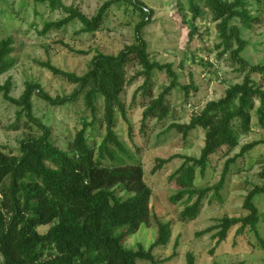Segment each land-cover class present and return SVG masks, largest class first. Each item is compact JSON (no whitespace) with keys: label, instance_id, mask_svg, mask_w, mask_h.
I'll return each instance as SVG.
<instances>
[{"label":"trees","instance_id":"trees-1","mask_svg":"<svg viewBox=\"0 0 264 264\" xmlns=\"http://www.w3.org/2000/svg\"><path fill=\"white\" fill-rule=\"evenodd\" d=\"M35 4L47 6L50 10H60L65 16L55 21L45 22L42 34L59 30L73 21L82 25L80 32L94 33L104 22L106 12L114 4L130 3L140 11L141 21L135 27V42L125 45L117 54L98 52L92 58L89 70L78 75L52 64L40 65L52 74L61 76L78 88L68 96L52 97L40 83L27 81L20 97L11 95L12 80L0 83L3 98L20 108L18 116L26 115L42 131L38 137L20 141L19 154L0 149V259L3 264H137L138 259L160 264L153 250L167 245L172 235V223L161 221L154 215L157 226L156 240L149 249L142 245L138 249L127 248L125 242L141 225L147 223L151 215L150 200L152 189L145 181V169L141 163L106 166V157L114 159L110 146L118 150L126 149L116 134V117L119 112L126 117L122 93L129 84V65L140 69L133 78L143 77V84L137 89L144 96L150 94L155 70L164 72L170 80L158 97H151L144 106L142 124L150 118L163 120L170 113L167 96L180 87L186 96L190 90L197 91L193 80L184 85L172 63H160L151 58L148 43L143 36V28L152 22V11H144L140 0H108L89 17L73 5L67 6L62 0H32ZM197 0H189L192 19L200 16ZM247 0H206L205 6L217 22L220 43L217 45L230 50L232 59L245 72L243 81L226 89L219 99L210 100L198 110L192 111L188 123H172L169 129H176L184 137L197 128L205 131V144L199 157L173 154L166 159H158L157 168L173 159H181L180 167L169 177L176 183L178 191L171 197L179 201L186 197L187 204L179 214V220L196 219L203 207L204 199L213 193L220 194L230 172L231 163L260 144L258 139L241 146L240 151L224 165L220 180L204 187L195 185L196 173L204 175L210 165L212 155H225L240 144V135L251 129L252 111L256 109L259 126L264 129V88L251 74L264 75V64L251 65L242 53L247 41L241 29L232 21L239 19L245 27L260 22L247 9ZM264 6V0H254ZM196 29L189 32L190 40ZM236 47L233 48V46ZM14 38L0 39V75L11 70L16 60L13 57ZM223 51V52H224ZM81 53V51H76ZM222 53H220L221 55ZM84 92L85 104L96 120L98 102L103 103L102 122L106 135L98 149L88 142V126L84 124L70 143L63 149L53 139L51 128L33 115L32 97L37 94L53 106L64 105ZM134 93V98L136 96ZM256 100L259 105L256 107ZM264 176V173H262ZM120 188L128 193L117 194ZM264 194V184L255 186L247 193L243 207L247 213L242 216H224L214 225L200 231L198 235L212 233L216 244L225 241L236 227L235 236L253 232L264 249V238L258 228L261 215L254 198ZM51 225L46 232L40 228ZM178 247V241L174 249ZM176 251L167 259L172 258ZM165 260V259H164ZM187 264H195L192 253H187ZM214 264H219L215 262ZM242 264V263H240Z\"/></svg>","mask_w":264,"mask_h":264},{"label":"rangeland","instance_id":"rangeland-1","mask_svg":"<svg viewBox=\"0 0 264 264\" xmlns=\"http://www.w3.org/2000/svg\"><path fill=\"white\" fill-rule=\"evenodd\" d=\"M62 1L92 17L108 0ZM140 1L144 4L145 12L153 13L152 22L143 28L151 58L160 63H172L179 82L187 85L193 80L197 91L190 90L186 96L180 87L172 90L167 96L170 107L168 116L163 120L150 118L143 125L144 106L151 97H158L170 80L164 72L155 70L150 94L144 96L141 90L136 92L143 84V77L133 78L140 67L136 64L128 66L127 77L130 82L121 95L126 117L118 112L115 127L126 151L122 152L111 145L114 159L106 157L102 163L110 167L141 163L145 169V181L152 189V196L149 221L129 236L125 245L135 250L140 245L149 249L157 237L153 217L156 215L161 221L172 223L170 242L153 250L160 264H187V253L193 254L195 264H264V249L253 232L235 236L234 227L228 238L220 244H216L213 237L215 232L198 235L224 216H242L247 213L243 207L247 193L253 187L264 184V144L256 146L231 163L224 188L218 197L210 193L204 199L202 210L194 220H179V214L187 204L186 197L179 201L171 200L178 188L169 177L183 160L173 159L152 172L158 159H166L173 154L200 156L205 144V131L202 128H197L184 137L178 130L169 129V126L172 123H188L193 113L190 104L201 107L210 100L219 99L227 88L243 81L245 72L239 70L230 50L218 48L220 40L217 22L205 6L206 0L196 1L200 7V16L196 20L192 19L189 11V0ZM246 3L247 9L253 16L259 17L260 22L254 23L250 28L245 27L239 19H234L232 23L241 29V34L247 41L243 58L251 65L264 64V6L254 0H247ZM64 16L62 11L50 10L32 0H0V39L9 36L14 38L13 57L16 60L11 70L0 75V83L12 80L13 97L21 96L27 81L40 83L52 97L71 95L78 86L52 74L40 62L50 61L63 70L83 75L89 70L96 53L117 54L125 45L134 43L135 27L142 19L140 11L130 3L114 4L106 12L99 30L94 33L80 32L81 23L73 21L62 29L42 34L45 22ZM192 29L196 31L190 40L189 32ZM251 76L264 88V75L253 73ZM32 103L33 115L51 128L54 141L63 149H68L77 132L84 124L90 125L92 121L95 124L87 129L89 144L98 149L106 135L105 124L102 122V100L98 102L96 120H93L94 116L85 104L84 92L64 105L53 106L37 94L33 95ZM258 105L256 100V107ZM19 110V107L6 101L0 93V149L13 154L20 153L22 139L38 137L42 132L26 115L18 116ZM255 110L252 111V129L248 134L240 135L239 146L228 155L224 154L226 148L223 152L212 155L204 175L197 171V187L216 184L226 161L238 154L242 145L264 139V129L259 126ZM117 194L128 196L120 188L117 189ZM254 202L261 215L258 228L264 238V194L256 196ZM50 227L51 225L43 226L40 231L46 232ZM176 241L178 247L175 250ZM174 251L176 254L167 259ZM0 264H3L2 259ZM137 264L151 262L138 259Z\"/></svg>","mask_w":264,"mask_h":264},{"label":"built area","instance_id":"built-area-1","mask_svg":"<svg viewBox=\"0 0 264 264\" xmlns=\"http://www.w3.org/2000/svg\"><path fill=\"white\" fill-rule=\"evenodd\" d=\"M192 104H190V107L192 108V111H196L198 110L200 107L199 106H193Z\"/></svg>","mask_w":264,"mask_h":264}]
</instances>
